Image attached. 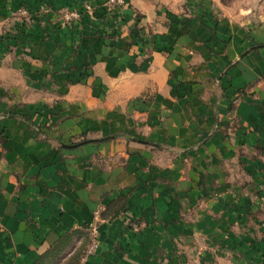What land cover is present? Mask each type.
I'll use <instances>...</instances> for the list:
<instances>
[{"label":"crops","instance_id":"1","mask_svg":"<svg viewBox=\"0 0 264 264\" xmlns=\"http://www.w3.org/2000/svg\"><path fill=\"white\" fill-rule=\"evenodd\" d=\"M193 1L125 0L108 10L106 0H0V264H35L65 238L71 254L80 244L72 232L104 208L97 245L79 264H215L197 240L236 228L223 226L237 223L221 215L225 204L244 213L245 235L255 225L263 240L258 251L250 239L241 262L228 249V264H264V198L259 213L236 207L247 202L242 184L264 188V77L232 100L264 71L236 65L220 75L215 22L180 13ZM85 4L62 24L61 12ZM66 71L92 75L66 84ZM45 88L63 100L34 101L40 114L30 119L5 113ZM142 93V129L126 134L135 125L126 103ZM74 137L84 141L62 142Z\"/></svg>","mask_w":264,"mask_h":264},{"label":"rangeland","instance_id":"2","mask_svg":"<svg viewBox=\"0 0 264 264\" xmlns=\"http://www.w3.org/2000/svg\"><path fill=\"white\" fill-rule=\"evenodd\" d=\"M201 0H199L197 4V0H194L188 5H185L186 10L184 12H180L181 14H186L189 17H195L199 21V23L207 25V23H203L204 16L203 14H207L210 16V19L212 22H215V24L209 23V28L213 35H215L217 41L220 45V55L221 59L220 61L216 62L217 70L220 71V75L223 73H226V71H232V68L236 65H239V71H264V27H261V19H263L264 12V0H205L204 5L201 6ZM106 7L109 9H114L120 5H114L111 3H108V0L105 2ZM249 8L251 9L248 12H244L243 8ZM204 9L205 11H199L200 9ZM89 7L87 4L80 7V11L76 9H68L65 10L63 13L61 12V19L62 24L69 25L70 22L74 19H78L80 17V13L84 11H88ZM199 9V10H197ZM66 12H75L76 16L70 17L69 19H65L63 17V14ZM137 16V14L135 15ZM248 18V22H244V20ZM216 23H220L218 26L221 28V31L216 30ZM221 32V33H220ZM226 32V33H225ZM241 39L239 43L235 44L233 41H237L238 39ZM231 41V43H230ZM229 45H232L234 48L233 54L228 53V47ZM212 51V50H210ZM230 56V57H229ZM212 55L209 60H211ZM239 63V64H238ZM195 64V63H193ZM68 72L66 75V84H76V83H85L86 78H88L91 74V72L88 71H66ZM217 79H219V75L216 76ZM215 77V78H216ZM264 77V72L261 74L260 77L253 79L251 82L247 83L243 88L237 89L235 92V96L232 98L236 99L245 94L246 91H248L250 88H253L256 85L257 81H260ZM93 87V83H92ZM264 85L261 86L263 88ZM54 92V91H53ZM51 89L45 88V92L43 94L35 95L30 94L29 99L31 105H26L25 103L17 102L14 104L11 108H7L5 110V113H16L18 117L22 116L24 118L30 119V117H36L40 114L38 111V108H34L32 103L34 101H40L42 98L45 99H52V102L63 100V93L55 95L53 94ZM56 93V92H55ZM92 96V95H91ZM94 97V96H92ZM97 99H100L99 97H95ZM150 98V95L148 93L141 94L138 97H133L128 99L126 106H125V117L126 122L131 120L135 125L133 124H126V131L127 132L130 129H135L136 127L138 129H142L141 126L138 123L140 122V118L143 115V113L147 114V109L142 108L141 103L147 102ZM139 101L141 103H139ZM29 104V103H28ZM233 105V102L230 104L229 108ZM18 106V107H17ZM34 108V109H33ZM228 108V110H229ZM29 111H31L29 113ZM38 128L33 130L41 137L44 138L45 134L41 130V127H43L42 124H37L36 126ZM41 132L43 136L39 133ZM129 134H132L131 132ZM84 141L83 138L80 137H74L71 139H68L66 142L62 141L66 144H72ZM58 142V141H57ZM264 147V145H263ZM257 148V146H255ZM261 148V147H259ZM254 187H245L242 184V187L239 188V190L242 192V194L246 193L247 196V202L246 205H243V201L241 200V204L236 206L238 207V210H241L242 212H245V208L252 209L253 212L259 213V207L260 204L257 203V198L262 199L264 198V188L262 187L261 183L253 182ZM252 184V185H253ZM263 193V195H262ZM124 195H117L116 203L120 204ZM256 201V202H255ZM117 204L112 205V208H114L112 211L113 213H120L122 210L117 209ZM246 206V207H245ZM258 207V208H257ZM223 208L227 210V213L221 214L223 218L232 217L234 216L236 218V225H232V218L230 220L226 219L224 220V228L227 229L230 225L236 226V228H232V231L229 234L222 235L220 237L212 234L210 235H203L199 236L197 242L202 247L201 249L204 250V253L202 255V260L207 262H212L217 264H228L229 261H233L231 253L228 252V249L234 250L238 253V255L235 256L236 261L241 262L245 260V248L246 244L250 239L252 240L253 247L255 249H258L260 251V241L261 236L258 235L256 232L255 225L252 226L253 234L248 236V230L247 235L244 234V229L248 224L245 222V217L243 216L244 213H240L239 216L232 215L229 213V204L223 205ZM207 211H210V213L213 215V212L209 210V208H206ZM105 211V208L103 210H100V215ZM239 213V212H237ZM227 214V215H226ZM254 214V213H253ZM99 215V217H100ZM247 225H246V224ZM230 226V227H231ZM83 230H76L73 233L74 237H77L80 239V244H77L78 247H75L76 250L73 251L71 254H68L70 244H67V238L60 241L56 246H54L52 249H50L48 252H46L42 257H39L38 262L35 264H79V261L81 260V257L85 255V249L88 245L89 238H90V232H89V224L82 228ZM80 234V235H79ZM80 236V237H79ZM263 241V240H262ZM221 249H218V248ZM218 249L219 252L216 250ZM195 256L199 257V254H194ZM193 255V257H194ZM188 261H192V253L188 255L187 257ZM261 259L260 253L257 254V260ZM264 259V257H263Z\"/></svg>","mask_w":264,"mask_h":264},{"label":"built area","instance_id":"3","mask_svg":"<svg viewBox=\"0 0 264 264\" xmlns=\"http://www.w3.org/2000/svg\"><path fill=\"white\" fill-rule=\"evenodd\" d=\"M124 2H125V0H108V3L114 4V5H120ZM21 14L25 15L26 11L22 10ZM74 16H76L75 12H66L63 14V17L65 19H69L70 17H74ZM99 215H100V210L97 209L93 212V221L89 225L90 243L88 244V246L86 248L85 254L91 253L97 245L96 238H97V223L100 220Z\"/></svg>","mask_w":264,"mask_h":264},{"label":"trees","instance_id":"4","mask_svg":"<svg viewBox=\"0 0 264 264\" xmlns=\"http://www.w3.org/2000/svg\"><path fill=\"white\" fill-rule=\"evenodd\" d=\"M32 127L34 126V125H31ZM34 128H36L37 130H38V128L36 127V126H34ZM60 242V241H59ZM59 242H57V243H55L54 245H52V246H50L42 255H44L46 252H48L50 249H52L54 246H56ZM90 243V238H89V242H88V244ZM88 246V245H87ZM87 246H86V248H87ZM86 250V249H85ZM42 255H40V257H42ZM38 262V261H37Z\"/></svg>","mask_w":264,"mask_h":264}]
</instances>
